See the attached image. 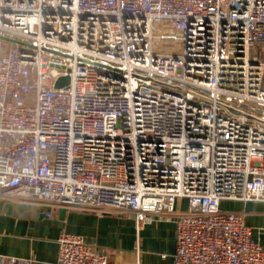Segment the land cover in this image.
<instances>
[{"label": "built area", "instance_id": "2783aa9c", "mask_svg": "<svg viewBox=\"0 0 264 264\" xmlns=\"http://www.w3.org/2000/svg\"><path fill=\"white\" fill-rule=\"evenodd\" d=\"M0 196L173 222L174 264H264L222 208L264 202V0H0Z\"/></svg>", "mask_w": 264, "mask_h": 264}, {"label": "crops", "instance_id": "0c3cea01", "mask_svg": "<svg viewBox=\"0 0 264 264\" xmlns=\"http://www.w3.org/2000/svg\"><path fill=\"white\" fill-rule=\"evenodd\" d=\"M17 199L0 196V257L3 264L17 259L26 264H56L59 254L58 239L63 231L84 236L96 243L114 264H174L176 225L156 221L137 231L132 216L109 212H83L61 209L51 217L38 212L25 213L20 205H31ZM187 201L178 203L185 208ZM225 211L240 213L253 228V238L264 245V202H223ZM41 214H44L41 216ZM19 264V263H17Z\"/></svg>", "mask_w": 264, "mask_h": 264}, {"label": "water", "instance_id": "95a60500", "mask_svg": "<svg viewBox=\"0 0 264 264\" xmlns=\"http://www.w3.org/2000/svg\"><path fill=\"white\" fill-rule=\"evenodd\" d=\"M70 84V79L69 77H63L61 78L59 81H57L56 83V88H61V87H64V86H68ZM18 207H21V209H24L22 211H20L21 213H25V210L28 209L29 213H34L35 212H38L40 210V207L37 206V205H20ZM67 212L66 209H61V214L62 215H65ZM44 214H41V216H43Z\"/></svg>", "mask_w": 264, "mask_h": 264}]
</instances>
